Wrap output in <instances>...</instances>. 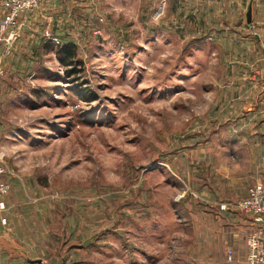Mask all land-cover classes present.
Here are the masks:
<instances>
[{"label": "rangeland", "instance_id": "1", "mask_svg": "<svg viewBox=\"0 0 264 264\" xmlns=\"http://www.w3.org/2000/svg\"><path fill=\"white\" fill-rule=\"evenodd\" d=\"M217 2L43 0L9 43L0 0V238L30 264H198L218 211L243 214L264 2L258 38Z\"/></svg>", "mask_w": 264, "mask_h": 264}, {"label": "crops", "instance_id": "2", "mask_svg": "<svg viewBox=\"0 0 264 264\" xmlns=\"http://www.w3.org/2000/svg\"><path fill=\"white\" fill-rule=\"evenodd\" d=\"M262 2H264V0H218L217 3L220 6L216 7V11L221 13L224 11L235 12V18L239 21L241 19L240 24L243 25V29L241 28V30H243L245 35L251 32L250 34L258 38L259 32L252 31V29L255 27L260 17L257 4ZM221 5H224V7ZM249 5L250 11L249 14H247V7ZM238 9H241V11H238ZM263 23L264 22H262V24ZM262 28L264 29V27ZM248 46L251 51H253L256 50L258 45L251 44ZM257 66L261 67V74L257 77L260 88H255V90H260V92L258 91L256 95L252 94V102L248 107V110L251 111H248V114H253V116L259 115L260 118L256 119L257 122L251 125L249 134L252 140L246 143L247 151L245 157L247 158L246 164L248 166L244 171H240L241 175L237 178L240 184L245 182V191L249 185L264 179V66H262L261 63H258ZM235 183L237 184L238 181H235ZM245 191L241 195H243ZM11 195L13 194H8V198ZM230 197L231 195L229 193L222 198L227 200L226 198ZM212 224L214 230L204 237V242L202 243L204 246L202 248L203 252L198 255V264H246L245 237L254 225L250 217L234 211L233 208H231V210H224V208H222L218 211L216 220L213 221ZM1 236L4 238L8 236L16 247H21V249L25 250L28 256L32 258L29 250L25 247V242L19 240L16 232L4 233ZM5 241L8 240H4V242ZM2 242L0 238V252L6 253L10 259H18V261H22L21 263L25 260L28 261V263L33 262L25 257L23 250L15 253L4 246V242ZM228 248L232 249L231 260L227 259Z\"/></svg>", "mask_w": 264, "mask_h": 264}, {"label": "built area", "instance_id": "3", "mask_svg": "<svg viewBox=\"0 0 264 264\" xmlns=\"http://www.w3.org/2000/svg\"><path fill=\"white\" fill-rule=\"evenodd\" d=\"M42 1L43 0H1V7L4 12L1 28L12 29L6 42L13 35H16L14 28L20 27V17L29 10L37 7ZM54 39L56 38L54 37ZM8 50L9 47L6 51ZM1 72L2 60L0 57V73ZM5 171V167L0 163V199L7 194L10 189L9 183L3 178ZM236 207L244 215H248L254 223L253 228L245 237L246 264H264V181H257L249 186L246 194L236 203ZM227 259H232L231 248L227 249Z\"/></svg>", "mask_w": 264, "mask_h": 264}, {"label": "trees", "instance_id": "4", "mask_svg": "<svg viewBox=\"0 0 264 264\" xmlns=\"http://www.w3.org/2000/svg\"><path fill=\"white\" fill-rule=\"evenodd\" d=\"M76 57V49L74 45L69 43H63L61 44L59 50H58V59L60 62L67 66L71 63H73L74 58ZM75 69H66L67 73H74ZM37 262V261H36Z\"/></svg>", "mask_w": 264, "mask_h": 264}, {"label": "water", "instance_id": "5", "mask_svg": "<svg viewBox=\"0 0 264 264\" xmlns=\"http://www.w3.org/2000/svg\"><path fill=\"white\" fill-rule=\"evenodd\" d=\"M249 11H250V5L247 7V14H249ZM5 239L8 240V241H5L3 243L4 246H6L10 251H13L15 253H17L18 251L20 250H23L21 249V247H16L11 241H10V238L8 236H5ZM23 253L25 254V257L29 260V261H40V259H32L28 256L27 252L25 250H23Z\"/></svg>", "mask_w": 264, "mask_h": 264}]
</instances>
